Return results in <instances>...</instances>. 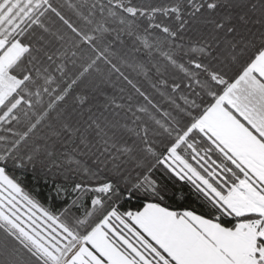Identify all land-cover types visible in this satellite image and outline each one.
Listing matches in <instances>:
<instances>
[{"label": "snow or ice", "instance_id": "snow-or-ice-1", "mask_svg": "<svg viewBox=\"0 0 264 264\" xmlns=\"http://www.w3.org/2000/svg\"><path fill=\"white\" fill-rule=\"evenodd\" d=\"M0 264H264V0H0Z\"/></svg>", "mask_w": 264, "mask_h": 264}]
</instances>
